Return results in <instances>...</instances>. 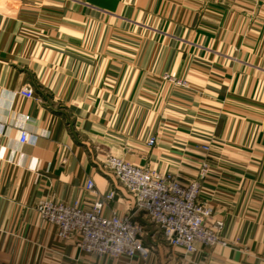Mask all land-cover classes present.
<instances>
[{
  "label": "crops",
  "instance_id": "crops-1",
  "mask_svg": "<svg viewBox=\"0 0 264 264\" xmlns=\"http://www.w3.org/2000/svg\"><path fill=\"white\" fill-rule=\"evenodd\" d=\"M108 156L184 184L207 163L226 246L152 233L143 260L60 240L38 202L112 192L105 214L129 213ZM0 264H264V0H0Z\"/></svg>",
  "mask_w": 264,
  "mask_h": 264
},
{
  "label": "built area",
  "instance_id": "built-area-1",
  "mask_svg": "<svg viewBox=\"0 0 264 264\" xmlns=\"http://www.w3.org/2000/svg\"><path fill=\"white\" fill-rule=\"evenodd\" d=\"M176 84L187 86L181 81ZM20 95L34 98L29 90H21ZM26 139V133H21L20 142L25 143ZM155 142L154 137L150 138L148 146ZM201 149L209 151L208 146ZM104 168L130 196L129 213L105 214L107 204L114 197L112 192L96 199L89 208L79 202L71 205L38 202L37 213L56 228L60 240L75 236L76 247L87 255L124 259L139 256L146 260L149 249L142 243L146 227L135 219L137 214H142L165 245L179 248L186 255H193L200 247L226 246L221 238L223 221L214 219L211 207L199 199L200 181L209 170L207 163H202L197 177L185 184L172 173L138 167L116 156L106 157ZM85 190L95 193L92 180L87 181Z\"/></svg>",
  "mask_w": 264,
  "mask_h": 264
},
{
  "label": "rangeland",
  "instance_id": "rangeland-1",
  "mask_svg": "<svg viewBox=\"0 0 264 264\" xmlns=\"http://www.w3.org/2000/svg\"><path fill=\"white\" fill-rule=\"evenodd\" d=\"M145 223L141 222L143 225H145L146 227V235L144 236L143 240H142V243L144 245V242L147 240V241H150L152 239V237H150L151 235L150 234H156V239L153 240L154 241H160L163 243L162 239L160 238L159 234L156 233V229L154 228V226H152L149 222H147V220L145 219ZM151 242V241H150Z\"/></svg>",
  "mask_w": 264,
  "mask_h": 264
}]
</instances>
